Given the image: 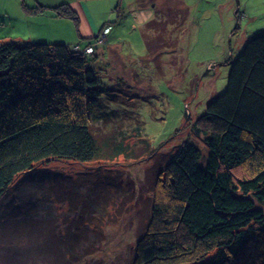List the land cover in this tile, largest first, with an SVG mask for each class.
<instances>
[{
	"label": "trees",
	"instance_id": "1",
	"mask_svg": "<svg viewBox=\"0 0 264 264\" xmlns=\"http://www.w3.org/2000/svg\"><path fill=\"white\" fill-rule=\"evenodd\" d=\"M143 2L135 0L134 6ZM152 2L159 17L149 19L141 34L144 57L159 66L163 51L177 47L182 34L173 28L158 29L161 15L172 17L171 23L180 21L184 32L189 8L184 0H163L161 9L158 0ZM21 5L28 14L51 8L57 15L79 19L69 3L49 7L21 0ZM127 9L123 0H115L114 22H121L130 12ZM237 12L232 34L239 28ZM95 40L73 45L0 41V198L20 174H25L24 183L41 177L31 172L41 161L135 156L129 155L125 136L92 129V115L96 109L95 118H100L103 95L108 105H122L119 93L110 94L99 76L105 69L99 65L98 52L81 50ZM235 56L227 62L231 68L226 89L211 97L206 111L194 119L193 137L158 168L153 192L163 188L166 197H152L149 222L130 264H264V31L250 36ZM118 111L119 107L100 113L110 121ZM141 141L149 148L146 139ZM110 175L108 187L109 183L121 187L120 180ZM48 176L50 198L67 202L73 208L70 214L77 217L71 221L73 215L68 216L58 229L52 219L23 216L29 210L23 205L0 207V250L7 261L3 264H75L81 255L95 251L89 242L97 222L78 211V187L65 183L56 172ZM96 178L88 189L106 210L110 192ZM85 205L81 201L82 209Z\"/></svg>",
	"mask_w": 264,
	"mask_h": 264
},
{
	"label": "rangeland",
	"instance_id": "2",
	"mask_svg": "<svg viewBox=\"0 0 264 264\" xmlns=\"http://www.w3.org/2000/svg\"><path fill=\"white\" fill-rule=\"evenodd\" d=\"M5 1L4 9L7 8L9 15L4 16L0 37L54 42L50 23L37 20L39 23L33 25L32 17L29 21L25 19L21 24L17 20V15L13 13L11 4L8 1L6 4ZM27 1L34 3L38 0ZM133 1L124 0L123 6L127 7ZM144 1L149 6L153 5L152 0ZM112 2L113 9L115 1ZM159 2L158 6H161L163 0H158ZM184 2L189 8L184 32L180 21L171 23L172 17L168 14L161 15L163 23L158 29L166 32L165 29L173 28L182 34L177 47L163 51L165 53L159 66L144 57L146 47L141 27L134 25L137 22L130 12L126 13L125 19L120 22L123 25L113 23L112 20L115 18L112 9L109 13V6H106L102 15L105 18L109 13L105 22L115 28L114 35L123 42V46L110 47L112 39L110 41L109 34L103 35V42L97 54L101 57L99 65L105 71L99 73V76L104 86L110 88V94L119 93L117 100L123 106L117 103L108 105L106 95H103L101 97V99L104 97L103 103L98 110L100 118H95L96 109L92 115L94 119L92 129L99 134L118 135V138L125 136V142L131 147L129 155L135 156L120 155L113 159L89 162L56 159L41 161L35 163L31 171L42 174L41 177L28 178L30 181L24 183L22 178L25 174H20L6 194L0 198L1 208L15 204L23 205L25 209H29L23 216L52 219L55 221V228L59 229L60 226H64L68 216L74 213L70 214L73 208L70 210L67 202L55 203L50 198L47 191L50 182L48 174L56 172L63 176L65 183L76 185L78 187L76 196L81 194V199H75L77 209L88 215L91 222H97L95 226L97 231H91L89 242L93 244L92 248L95 251L89 255H81L79 263L75 264H130L138 237L144 233L149 222L152 197H166L163 188L153 192V181L158 168L171 157L185 139L193 137L192 122L206 111L212 95L220 94L226 89L231 68L227 62L229 58L236 57L241 39L244 42L257 32L264 31V0H184ZM98 11H101L100 8ZM236 11L241 17L237 32L232 34L237 22ZM163 13L167 12L164 10ZM8 17L12 20L6 21ZM69 24L68 26L72 28L74 23ZM68 26L62 24L64 30H67ZM23 28L31 30L36 36L22 37L19 33ZM167 36H170L169 31ZM76 40L82 44L88 41L81 39L76 32V36H73L68 44H76ZM210 63L213 64L209 65ZM118 107L120 113L112 115L111 120L108 118L110 121H106V116L100 113ZM141 139L149 142V148L143 145ZM158 154H161L160 158H157ZM110 174L120 180L121 187L114 183H109L108 187L109 181L106 178L111 176ZM249 175L251 173L247 176ZM95 177H97L95 181L101 179L97 183L103 181L106 183L105 187L109 189L107 200L111 202L107 203L106 210L97 204L94 195L88 189L90 184H96L92 181ZM81 201H86L85 209H82ZM75 215L71 221L77 217ZM0 253L3 257L4 252L0 250ZM3 259H0V264L7 262L4 257Z\"/></svg>",
	"mask_w": 264,
	"mask_h": 264
},
{
	"label": "crops",
	"instance_id": "3",
	"mask_svg": "<svg viewBox=\"0 0 264 264\" xmlns=\"http://www.w3.org/2000/svg\"><path fill=\"white\" fill-rule=\"evenodd\" d=\"M7 1L11 4V8L13 10V13L17 15V20H19L22 24V22L25 19H28V21L30 19H32V17H34V23L33 25H35L36 23H39L37 20H40L41 22H45V23H50L51 24V35L53 36L52 38L55 39L53 40L54 42H70L72 40L73 36H76V32L79 34L80 38L82 39H86V40H90L92 39L97 32H99V30H101L104 26H109L110 28V32H109V37L110 40L112 39L111 43H110V47H114L115 46H123V42H121V40H118L117 37H115L114 35V30L115 28H113V26L109 23H106L105 20H107L109 13L111 12V6L113 5V0H38L35 1L34 3L27 1V3L29 5H37V4H42L45 6H49V7H53V6H57L59 4L62 3H69L70 6L77 12L78 17H80L78 19V22H76L75 20L69 18V17H65V16H60L57 15V13H55V11L53 9H48L43 13H39V14H28L23 10V7L21 5V0H6V4ZM103 1V2H102ZM115 1V0H114ZM124 1V0H123ZM135 0L130 3L127 7L129 8L128 10L130 11V13L133 15V17L135 18V26H139L141 27V30L144 26V24L153 17L154 14V3L152 6H149L146 4V2L141 6V7H137L136 5L134 6ZM100 3V4H99ZM2 4V5H1ZM0 4V19L2 21H0V29L3 27V23H4V16L9 15L8 11L6 10L7 8L4 9V0L1 1ZM106 6H109V13L107 14V16L104 18L103 12L105 13V8ZM132 6V7H131ZM134 6V7H133ZM102 7H103V11H102ZM98 8H100L101 11H98ZM241 8V7H240ZM238 8V10L240 9ZM114 14V18H116V13L115 11L112 9ZM126 17V16H125ZM124 17V19H125ZM244 17V16H243ZM8 19L12 20V18L8 17L5 20L7 21ZM81 19V21H80ZM123 19V20H124ZM116 19L112 20L115 21ZM5 21V23H6ZM69 23H74L72 25V28H70ZM116 24V22H113ZM119 25H123L120 24V22H117ZM62 24L67 25L69 28L67 30H64L62 28ZM22 32L19 33L21 34L22 37L25 36H36L35 33H31V30L28 29H22ZM18 39L16 40H24L21 37H16ZM8 39V37H0V41L2 40H6ZM114 39V40H113ZM247 39H245V41L243 42V39H241L240 43V47L237 49V52H239V50L241 49V47L243 46V44L246 42ZM27 41H39V39H27ZM77 43H79L78 40H76ZM119 43V44H118ZM75 44V43H74ZM216 66V63H215ZM217 94V93H215ZM214 94V95H215ZM212 95V96H214Z\"/></svg>",
	"mask_w": 264,
	"mask_h": 264
},
{
	"label": "built area",
	"instance_id": "4",
	"mask_svg": "<svg viewBox=\"0 0 264 264\" xmlns=\"http://www.w3.org/2000/svg\"><path fill=\"white\" fill-rule=\"evenodd\" d=\"M107 34H108V27H105L104 29H102L98 33L95 42H93L90 45L86 46L84 49H81V47L79 45H75L74 49H76V50H80L81 49V50H84L85 52L88 51L89 53L94 52L97 47L101 46V43L103 42V40H102L103 35L106 36Z\"/></svg>",
	"mask_w": 264,
	"mask_h": 264
},
{
	"label": "clouds",
	"instance_id": "5",
	"mask_svg": "<svg viewBox=\"0 0 264 264\" xmlns=\"http://www.w3.org/2000/svg\"><path fill=\"white\" fill-rule=\"evenodd\" d=\"M105 27H108V34H109V32H110V28H109V26H104L102 29H104ZM101 29V30H102ZM101 30H99V32L101 31ZM99 32H97V34L93 37V39H96L97 38V35H98V33ZM101 47V46H100ZM100 47H97L96 49H95V51H97ZM94 51V52H95ZM92 53V52H91ZM211 64H213V63H210L209 65H211ZM210 67V66H209Z\"/></svg>",
	"mask_w": 264,
	"mask_h": 264
}]
</instances>
